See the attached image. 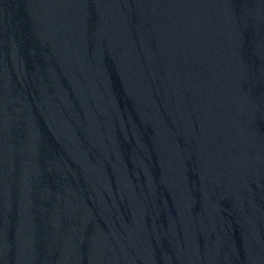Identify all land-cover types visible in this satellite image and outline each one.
I'll list each match as a JSON object with an SVG mask.
<instances>
[{
	"label": "water",
	"instance_id": "obj_1",
	"mask_svg": "<svg viewBox=\"0 0 264 264\" xmlns=\"http://www.w3.org/2000/svg\"><path fill=\"white\" fill-rule=\"evenodd\" d=\"M0 264H264V0H0Z\"/></svg>",
	"mask_w": 264,
	"mask_h": 264
}]
</instances>
